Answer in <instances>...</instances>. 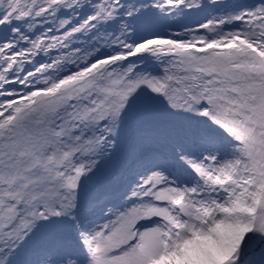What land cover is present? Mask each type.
Wrapping results in <instances>:
<instances>
[{"label": "snow or ice", "instance_id": "6c2138e0", "mask_svg": "<svg viewBox=\"0 0 264 264\" xmlns=\"http://www.w3.org/2000/svg\"><path fill=\"white\" fill-rule=\"evenodd\" d=\"M0 264H264V0H0Z\"/></svg>", "mask_w": 264, "mask_h": 264}]
</instances>
